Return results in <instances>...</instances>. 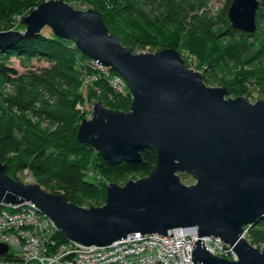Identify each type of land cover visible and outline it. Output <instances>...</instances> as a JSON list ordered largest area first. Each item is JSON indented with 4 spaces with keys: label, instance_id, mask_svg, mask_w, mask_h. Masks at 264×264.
I'll list each match as a JSON object with an SVG mask.
<instances>
[{
    "label": "water",
    "instance_id": "water-1",
    "mask_svg": "<svg viewBox=\"0 0 264 264\" xmlns=\"http://www.w3.org/2000/svg\"><path fill=\"white\" fill-rule=\"evenodd\" d=\"M260 0H233L231 26L257 30ZM24 31L0 32V48L39 33L46 26L59 38L118 71L128 82L127 112L93 102L77 138L106 164L140 162L151 149L157 162L149 175L124 185H107L106 204L83 207L37 182H23L0 162V204L33 202L68 240L107 246L136 233L188 228L199 239L194 264H264V251L243 237L244 227L264 217V98H227L225 86L207 85L201 72L186 65L173 47L133 53L110 32L94 8L76 9L64 0H45L22 18ZM181 174L196 183L186 185ZM216 236L237 252L238 260L212 254L204 236ZM9 246L0 243V256Z\"/></svg>",
    "mask_w": 264,
    "mask_h": 264
},
{
    "label": "trees",
    "instance_id": "trees-1",
    "mask_svg": "<svg viewBox=\"0 0 264 264\" xmlns=\"http://www.w3.org/2000/svg\"><path fill=\"white\" fill-rule=\"evenodd\" d=\"M260 1L257 25L260 11H264V0ZM231 2L232 0L229 4ZM27 3H29L27 7H31L29 13L40 4L35 0L27 1ZM34 3L35 5H33ZM7 6L3 0H0V7H3L0 9V14L6 12L4 19H8L9 23H15L16 29L25 30L21 21L14 18L16 9ZM171 6L175 9L176 3H171ZM133 8L134 6L125 4L119 7L118 12L122 17L130 16L131 18ZM101 14L110 32L116 34L119 41L126 46L128 41L124 35L126 29L123 23H112L107 12ZM223 14L228 15V10H224ZM232 28H228V30H232ZM157 32L162 33V30L158 28ZM240 33L249 37L255 34V32L242 31ZM234 48L235 45H228L225 50L228 52ZM261 51L264 52V44L258 49V52ZM214 55L216 54L210 50L204 59L205 63L216 68L221 54ZM14 57L20 60L38 59L45 61L49 66L44 67L39 73H19L16 68L11 66V60ZM87 59L89 57L78 50L73 42L55 36L51 28L47 26L39 33L26 35L17 43L0 48V83H6L13 87L15 92V95H5L0 91V162L6 164L7 173L13 178L18 179L19 172L28 170L37 183L46 190L63 194L69 201L80 206L83 205L86 197L94 194L96 189H103L102 185L97 184L90 177L93 172L98 171L101 178L107 180L120 179L130 173H142L146 176L150 174L157 162L156 153L151 149L142 152L140 162L123 161L115 165L106 164L98 152L101 160L94 167H89L90 161L86 163L84 160L75 158L80 153L93 149L90 145L81 143L77 138L80 118L75 103L77 99H82L84 96L82 93H69L67 90V87L79 89L81 77L84 74H82V69L88 74L96 73L92 68L82 64ZM203 78L205 81L208 79L206 76ZM94 85L108 95H122L114 91L109 78L104 76H101ZM42 87L57 98L59 97V104L55 110L48 108V101L41 97L40 88ZM130 95L129 91L126 97L129 98ZM39 101H42L41 104H43L41 110L35 106ZM80 103L83 102L80 101ZM16 106L19 110L26 109L34 113L42 111L52 118H57L63 125L62 136L47 135L33 125L26 127L24 123H19L17 117L19 110H16ZM19 132L22 133V137ZM249 235L254 243L264 241V217L250 226ZM61 238L66 241V238L62 236Z\"/></svg>",
    "mask_w": 264,
    "mask_h": 264
},
{
    "label": "rangeland",
    "instance_id": "rangeland-1",
    "mask_svg": "<svg viewBox=\"0 0 264 264\" xmlns=\"http://www.w3.org/2000/svg\"><path fill=\"white\" fill-rule=\"evenodd\" d=\"M27 1L30 0H3L12 9H16L14 18L21 22L22 18L29 14V9L31 8L27 7L29 4ZM42 1L45 0H35L38 3ZM64 1L70 3L76 9L85 10L89 7L96 9L100 13L107 12L112 23H123L126 29V34L124 35L128 41L126 47L133 53L155 52L166 47H173L181 54L188 67L201 72L203 76L208 78L205 81L207 85L212 87L225 86L229 91L227 98L245 96L252 103L264 98V52H258V49L264 44V11H260L259 23L255 34L249 37L229 26L231 24L230 19L228 15L223 14V11H229L230 0ZM160 1L161 3H159ZM173 2L176 3L175 9L171 6ZM125 4L134 6L132 19L130 16H126L127 18L125 16L122 17L120 12H118L119 7ZM2 8L0 7V9ZM5 13L0 14V32L18 30L15 28V23H9L8 19H4ZM158 28L162 30V33L157 32ZM228 28H232V30H228ZM20 31L24 30L20 29ZM111 33L114 34L113 32ZM114 35L116 36V34ZM228 45H235L234 50L227 52L225 47ZM210 50L216 55L221 54L216 68L205 63L204 57L207 56ZM11 66L16 68L19 73L31 74L41 72L49 64L38 59L20 60L14 57L11 60ZM81 71L83 74V69ZM67 90L69 93L77 92L75 94L82 93L84 96L82 99H77L75 103L79 111V125L83 118L90 119L92 117L94 101H100L111 109H118L124 112L130 110L131 95L129 98L126 97V92L121 96L108 95L91 82L83 79V77H81L79 89L67 87ZM127 90L129 92L130 88L128 87ZM0 91L5 95H15L13 87L8 86L6 83H0ZM40 91L41 97L48 101V108L55 110V107H58L59 104V97L52 95L43 87L40 88ZM79 100L83 103H80ZM41 103L42 101H39L35 104L39 110L43 106ZM16 108V110H19L17 106ZM17 117L19 123H24L26 127L33 125L44 134L53 136L58 134L57 137L63 134L62 123L57 118H52L48 114L42 113V111L34 113L26 109L19 110ZM19 133L22 137V133ZM75 158L84 160L86 163L90 161L89 167H94L101 160V156L94 149L85 153L82 152ZM17 176L18 180L26 183L37 182L28 170L19 172ZM144 176L142 173H130L120 179L107 180L102 179L98 171H95L90 177L97 184L102 185L103 189H96L92 196L86 197L82 206L105 205L106 188L110 182L124 185L129 180H137ZM180 176L186 185L196 183V179L190 174H181Z\"/></svg>",
    "mask_w": 264,
    "mask_h": 264
},
{
    "label": "built area",
    "instance_id": "built-area-1",
    "mask_svg": "<svg viewBox=\"0 0 264 264\" xmlns=\"http://www.w3.org/2000/svg\"><path fill=\"white\" fill-rule=\"evenodd\" d=\"M96 71L82 75L94 83L104 76L115 92H128V82L113 68L102 66L89 58L82 63ZM250 226L244 227L243 237L264 251V241L254 243L249 235ZM173 237L160 233H136L107 246L84 245L63 240L55 222L43 214L33 202L20 205L0 204V243L9 250L0 256V264H194L192 251L199 239L188 228L173 230ZM65 238V237H64ZM206 248L214 255L238 260L237 252L216 236H204Z\"/></svg>",
    "mask_w": 264,
    "mask_h": 264
}]
</instances>
